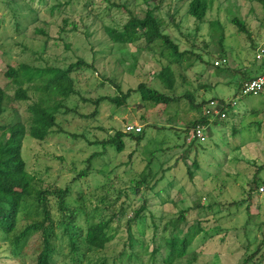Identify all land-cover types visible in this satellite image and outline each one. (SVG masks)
Instances as JSON below:
<instances>
[{"label":"rangeland","instance_id":"rangeland-1","mask_svg":"<svg viewBox=\"0 0 264 264\" xmlns=\"http://www.w3.org/2000/svg\"><path fill=\"white\" fill-rule=\"evenodd\" d=\"M69 1L66 6L65 2ZM114 1L125 4L139 17L144 15V0ZM158 1L153 0L150 6ZM184 2L162 0L159 15L166 31L179 40L181 50L193 49L202 60L184 58L181 65L167 68L166 60L159 55L139 49L136 44H115L109 39L103 24L119 28L128 19V13L117 7L109 9L105 0H94L87 8L83 7L84 0H16V3L0 0V86L6 90L0 126L12 124L18 116L26 124V108L31 102L12 98L17 84L5 74L10 67L14 70L22 64L65 67L78 58L92 63L93 68L72 73L77 93L66 101L69 110H60L58 125L45 140L38 141L28 135L23 138V158L28 170L41 180V186L48 182L62 188L71 185L70 205L77 203V191L93 192L105 183L114 198L116 189L127 190L131 180L144 170L147 160L153 158L151 173L157 172L161 163L164 168L169 167L155 187L159 193L141 189L139 194H133L130 188L131 202L139 205L147 199L149 209L155 213V222L161 207L166 218L185 211L186 221L179 223L180 228L184 232L187 228L201 229L189 247L190 254L197 253L192 264H242L257 245L261 251L245 264H264V191L260 190L264 185V166L258 171L259 187L253 190L251 202L245 200L248 189L252 188L253 175L264 162V94L242 95L238 89L240 72L246 70L249 74L259 63L254 49L264 47V9L258 0H214L204 20L197 23L186 14ZM89 8L92 12L87 14ZM234 16L245 22L248 36L232 23ZM66 17L69 23L60 32ZM71 21L77 29L72 28ZM216 21L211 29L210 23ZM221 33L222 45L218 41ZM221 50L225 52L226 62H219L221 68L217 69L214 62L220 61ZM189 62L192 64L186 66ZM232 69L237 72L234 74ZM140 82L168 94L188 93L189 97L168 105H155L142 102L138 94L132 93L120 107L102 101L91 116L94 110L91 100L102 95H118L117 86L126 91ZM32 93L29 90L28 95L33 96ZM209 99L216 101V109L223 103L229 104L226 117L217 123L208 121L206 140L190 145L189 134L183 128L198 119L203 110V106L192 105ZM211 117L209 120L215 119ZM128 124L140 125L144 130L139 145L125 137V149L118 152L113 145L96 143L117 129L125 132ZM94 152L101 154L91 160L90 174L71 184L72 177L87 166L85 160ZM184 152L187 157H180ZM176 159L179 160L174 165ZM110 176H114L111 186ZM122 200L120 197L119 202ZM81 223L84 224L83 217ZM164 223L167 219L157 229V236L169 233L170 227L166 232L162 229ZM146 224L144 236L150 251L154 234L152 218L147 217ZM125 236L123 228L118 230L107 248L90 250L82 264H101L103 260V264H118L115 260ZM40 241L39 234L33 235L23 255L12 258L6 242L0 240V264H35ZM59 242L62 247L55 264H74L68 256L65 239ZM148 259L147 252L142 260ZM180 264H186V259H181Z\"/></svg>","mask_w":264,"mask_h":264},{"label":"trees","instance_id":"trees-1","mask_svg":"<svg viewBox=\"0 0 264 264\" xmlns=\"http://www.w3.org/2000/svg\"><path fill=\"white\" fill-rule=\"evenodd\" d=\"M105 1L110 5L109 9L117 7L128 13V19L119 28L103 24L104 31L113 43L136 44L139 49L151 52L153 55L157 54L166 60L165 67L167 68H171L174 64L181 65L184 58L195 57L197 60H202L201 55L195 53L193 49L181 50L179 40L166 31L164 21L159 15V4L162 0L153 3L151 6L150 2L153 0H144L146 9L142 17L135 15L132 10L126 8L125 4H118L114 0ZM184 1L186 3V14L193 17L197 23H201L214 0ZM258 1L264 9V0ZM93 2L94 0H84L83 7H91ZM69 3L70 1L65 2V5L67 6ZM91 12L92 10L89 8L87 14ZM231 21L239 32L249 35V30L243 20L234 16ZM1 22L0 19V36ZM68 23V17L63 19V27L60 32L65 30ZM217 23V21L210 23V28H214ZM71 25L73 29H77L74 21H71ZM40 31L43 32L42 29ZM222 40L223 33L218 38L220 45H222ZM224 53V50H221L218 55L221 62L225 60ZM191 64L189 62L186 66ZM81 68H93V64L78 58L65 67L56 64L41 67L22 64L19 69L14 70L10 67L5 73L17 84L12 98L15 100H30L31 102L27 104L26 108V124L21 122L17 115L18 118L12 124L0 126V240L6 242L10 257L17 258L23 255V249L28 240L33 235L39 234L41 237L40 251L36 255L35 264H55L56 254H58L59 248L62 247L59 240L62 238L66 241L69 250L68 256H71L73 263L82 264L86 259L87 252L90 250H104L115 239L118 230L123 228L126 236L123 247L115 260L118 264H180V260L184 258L186 264H192L196 260L197 253L193 251L190 254L189 247L201 229L187 228L184 232L180 228L179 223L186 221L185 211L181 210L176 217L166 218L161 207L160 213H158V221L155 222V213L149 209L150 203L147 199L144 198L139 205H134L130 199V193L128 192L130 188L133 189V194H139L141 189L151 191L153 194L159 193V189L155 190V187L164 177L165 171L169 169L168 166L164 168L163 163L159 165L157 172L151 173L150 166L153 158H149L144 170L135 179L131 180V186L127 190L116 189L117 196L114 198L108 193L106 183L95 187L93 192L91 190L87 192L79 190L76 192L77 203L73 205L68 202V197L72 193L71 185L62 188L55 183L48 182L45 187H42L41 180L28 170L22 150L24 136L28 135L35 140L43 141L52 132L53 127L58 125V113L62 108L66 109L65 112L69 110L66 108V101L71 95L77 93L72 73ZM216 68L220 69L221 66L216 65ZM232 72L235 74L237 71L232 69ZM251 78L254 77H249L246 73L240 72L239 91H241L243 83ZM23 84L26 87H23ZM117 87L118 95H102L91 100L94 105L91 116L96 114L97 107L102 101H108L115 107H120L127 103L132 93L138 94L142 102H150L155 105H168L179 101L183 97H189L188 93L182 95H177L173 91L172 94L165 93L147 85L145 82H140L135 88H128L126 91H122L119 86ZM29 90L33 91V96L28 95ZM5 99L6 90L0 86V117L4 112ZM83 100L90 101V99ZM206 103L205 101L196 105L192 103V106L194 108L204 107ZM228 105H222L219 115L213 120H209L202 110L200 117L186 124L183 130L190 134L192 128L197 124L205 127L208 121L217 123V120L226 117ZM220 113L225 114V116L221 117ZM143 132L144 130L139 133L123 132L117 129L112 135L96 143L102 146L108 143L113 145L118 152H121L125 149V137H129L135 141L136 145H139L143 139ZM194 141L198 140L188 142L191 145ZM186 150L189 152V149ZM100 154L101 152H94L87 157L85 160L87 166L72 177L71 184L90 174V162ZM180 157L185 158L187 155L184 152ZM178 160L176 159L174 165H177ZM195 162L196 160L192 162L191 166L194 167ZM263 166L264 162L256 170L250 181L252 188L247 191L245 198L247 201L251 202L253 190L259 187L257 175ZM187 171L190 176L193 175L191 169L188 168ZM113 178L114 176H110L109 185ZM262 189L263 192L264 185ZM120 197L124 198L121 202H119ZM248 206L249 204L247 209ZM127 211L129 214H127ZM147 212L148 214H146ZM80 217H83V225L82 223L79 224ZM147 217L152 218L154 231L151 240L153 247L150 251H148L150 246L144 236ZM122 219H124L123 223ZM164 219H167V223L163 224L162 229L165 232L168 227L171 229H169L167 235L157 236V229ZM260 251V245H257V249L246 257L242 264L247 263L248 260L252 261ZM147 252L149 259L144 262L142 256Z\"/></svg>","mask_w":264,"mask_h":264},{"label":"built area","instance_id":"built-area-1","mask_svg":"<svg viewBox=\"0 0 264 264\" xmlns=\"http://www.w3.org/2000/svg\"><path fill=\"white\" fill-rule=\"evenodd\" d=\"M255 59L259 63H264V47L263 46H258L255 51ZM219 62L216 60L214 63L215 65H219ZM222 62H226L225 60H222ZM241 94L242 95H252V94H264V72L256 75L254 78H251L250 80H247L243 83L242 89H241ZM223 105H225L223 103ZM216 101L214 99L209 100L205 106L203 107V114L207 116L208 119L211 117L213 119L214 117L216 118L219 115L220 108L216 109ZM221 117H224L225 114L220 113ZM125 132H133V133H139L142 130V127L137 124H128L125 126ZM190 140H198L199 142H204L206 140V135H205V127L197 124L195 125L188 137V141ZM261 191L263 190L262 188L260 189Z\"/></svg>","mask_w":264,"mask_h":264},{"label":"crops","instance_id":"crops-1","mask_svg":"<svg viewBox=\"0 0 264 264\" xmlns=\"http://www.w3.org/2000/svg\"><path fill=\"white\" fill-rule=\"evenodd\" d=\"M262 72H264V65H262V63H258L256 67L250 70L249 74L246 73V70L244 73H246L249 77H255Z\"/></svg>","mask_w":264,"mask_h":264}]
</instances>
